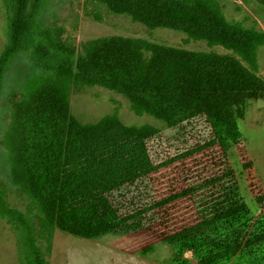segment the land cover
Returning a JSON list of instances; mask_svg holds the SVG:
<instances>
[{"label":"rangeland","instance_id":"rangeland-1","mask_svg":"<svg viewBox=\"0 0 264 264\" xmlns=\"http://www.w3.org/2000/svg\"><path fill=\"white\" fill-rule=\"evenodd\" d=\"M159 1L51 0L44 26L73 54L70 75L45 74L28 56L7 70L0 188L10 207L34 220L47 264H200L226 247L230 255L211 264H264V238L254 241L264 235V38L248 35L264 34V0H180L195 14L153 21L135 12ZM6 31L0 0V53ZM161 49L186 67L174 87L141 99L149 91L142 73ZM105 71L112 74L99 77ZM196 71L190 89L183 78ZM54 80L63 82L76 126L66 165L146 135L65 173L56 214L41 227L31 181L14 171L9 124L16 103ZM200 106L202 113L174 121L183 107ZM0 264H25L19 227L1 215Z\"/></svg>","mask_w":264,"mask_h":264},{"label":"trees","instance_id":"trees-1","mask_svg":"<svg viewBox=\"0 0 264 264\" xmlns=\"http://www.w3.org/2000/svg\"><path fill=\"white\" fill-rule=\"evenodd\" d=\"M51 0H2L6 11L7 41L0 53V97L4 90L7 70L11 65L24 56L45 74L70 75L73 65V54L58 43L52 29L44 26L43 16L49 11ZM187 3L180 0H160L156 5L149 2L140 4L135 12L146 18L147 21L160 19H174L179 13L185 12L194 15L195 12L186 7ZM208 32L201 30L199 35ZM249 37L256 40L264 34L251 31ZM169 50L161 49L154 55L153 62L146 65L143 74L144 88L149 90L140 96L141 99L163 93L176 85L173 76L186 67L181 57H175ZM166 52V53H165ZM139 66H134L137 69ZM121 71H123L121 69ZM111 71L99 74V77H108ZM199 73L189 72L184 76L187 87L191 89L192 83L199 78ZM63 80V79H62ZM180 82V81H179ZM63 82L54 80L53 84L43 86L40 90L32 92L30 98L16 103L12 110L9 133L13 138L15 149L13 153V167L18 174L23 173L31 181V193L41 204L44 217L39 224L44 227L56 214V201L59 196V185L62 176L70 170L91 161L102 158L126 145L138 141L146 134H140L132 139L117 143L99 150L93 155L84 158L75 164L66 165V141L75 125L70 124L68 104L65 95L61 92ZM190 96V94H189ZM184 114L174 121L180 122L203 112L202 106L197 108L183 107ZM159 166H156L158 168ZM17 177V175L15 174ZM245 205L233 207L229 211L237 213L244 210ZM147 211V210H146ZM226 212V211H225ZM225 212H221L225 214ZM220 213V214H221ZM139 211L136 217L141 215ZM0 215L17 224L19 227L20 251L25 264H47L40 247L35 242L34 220L18 209L10 207L0 188ZM134 215V216H135ZM226 216V214L224 215ZM219 216V218L224 217ZM129 218H121L107 223L102 231L114 229L117 225L125 223ZM210 224L211 220L206 222ZM264 238H256L261 241ZM224 252H217L212 258L200 260V264H211L230 255L232 248L226 247Z\"/></svg>","mask_w":264,"mask_h":264}]
</instances>
